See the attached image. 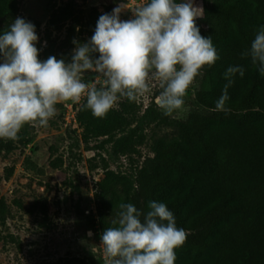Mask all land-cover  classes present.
<instances>
[{"label": "trees", "instance_id": "trees-1", "mask_svg": "<svg viewBox=\"0 0 264 264\" xmlns=\"http://www.w3.org/2000/svg\"><path fill=\"white\" fill-rule=\"evenodd\" d=\"M201 3V34L211 36L220 59L196 79L199 88L193 101L199 110L174 122L172 136L153 140V157L134 176L104 168L93 184L94 211L89 223L100 238L116 218L121 201L145 211L149 201L163 202L173 212L177 227L188 233L184 245L176 250L175 264H264V75L250 57L241 56L250 49L257 30L264 27V0ZM16 13V0H0V35ZM102 14H88L85 25L89 31H95ZM54 18L59 22L73 19L67 6L51 15L49 22ZM76 24L66 27V38L72 36ZM234 65L244 67V76L233 77L226 102L229 111H216V101L227 83L224 74ZM124 102L97 118L82 100L75 121L87 137L110 139L121 130ZM161 117L151 101L141 119L151 123ZM140 132L136 125L125 138L140 137ZM11 149L10 141L0 139V153ZM56 162L52 167L61 163ZM4 208L0 198V222ZM40 210L44 211L43 205ZM55 264L92 263L68 257Z\"/></svg>", "mask_w": 264, "mask_h": 264}, {"label": "clouds", "instance_id": "clouds-1", "mask_svg": "<svg viewBox=\"0 0 264 264\" xmlns=\"http://www.w3.org/2000/svg\"><path fill=\"white\" fill-rule=\"evenodd\" d=\"M126 13L130 18L122 19ZM203 15L197 0H119L111 14L99 17L89 40L73 39L70 59L46 60L39 59L35 25L16 18L0 35V139L19 140L25 125L46 128L56 106L69 101L86 100L84 107L104 118L121 100L139 102L158 89L154 103L164 115L182 110L202 70L220 59L197 24ZM241 56L264 75V27ZM90 73L95 79L86 81ZM244 73L240 65L227 68L216 111H229L228 89ZM118 209L100 244L89 246L92 255L104 264H175L188 233L177 227L166 203L149 201L145 211L121 201Z\"/></svg>", "mask_w": 264, "mask_h": 264}, {"label": "rangeland", "instance_id": "rangeland-1", "mask_svg": "<svg viewBox=\"0 0 264 264\" xmlns=\"http://www.w3.org/2000/svg\"><path fill=\"white\" fill-rule=\"evenodd\" d=\"M134 2V0H133ZM16 18H23L35 25L39 38L36 47L39 59L50 55L57 59H70L75 45L73 39L84 43L91 38L85 23L88 14H109L119 0H16ZM197 4H202L197 0ZM68 7L73 19L59 22L51 15ZM130 13L122 19L130 18ZM77 22L71 37L65 29ZM202 27L200 19L197 20ZM95 79L87 74L86 81ZM199 88L198 80L189 88L182 110L172 115L161 113V119L145 123L142 113L154 102L159 90L152 97L139 102L124 99L121 130L113 137H87L71 119L79 104H58V114L46 128L25 125L19 140L10 141L12 149L0 153V198L4 203L3 220L0 222V264H55L63 258H83L92 264H104L102 256L89 251L92 244L99 245L97 229L90 225L93 208V184L102 177L104 168L133 175L153 157V140L172 136L173 123L182 121L191 111H198L193 101ZM155 104V103H154ZM119 104L114 109H118ZM140 125V137L126 139L130 129ZM8 141V140H7ZM61 163L52 167V163ZM41 205L44 211L40 210ZM92 236L89 237L88 233Z\"/></svg>", "mask_w": 264, "mask_h": 264}, {"label": "built area", "instance_id": "built-area-1", "mask_svg": "<svg viewBox=\"0 0 264 264\" xmlns=\"http://www.w3.org/2000/svg\"><path fill=\"white\" fill-rule=\"evenodd\" d=\"M68 109H69V111H70V113H71V116H70L71 119L74 120V113H73L72 109H70V108H68Z\"/></svg>", "mask_w": 264, "mask_h": 264}]
</instances>
